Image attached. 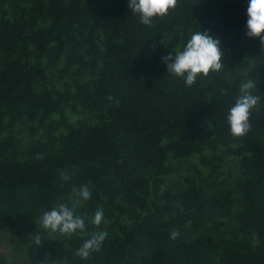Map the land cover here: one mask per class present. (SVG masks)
Returning a JSON list of instances; mask_svg holds the SVG:
<instances>
[{
	"label": "trees",
	"instance_id": "16d2710c",
	"mask_svg": "<svg viewBox=\"0 0 264 264\" xmlns=\"http://www.w3.org/2000/svg\"><path fill=\"white\" fill-rule=\"evenodd\" d=\"M247 6L177 0L144 25L128 0H0V264H264V45L246 35ZM198 29L225 66L187 86L162 58ZM248 78L261 105L234 136ZM61 203L84 231L40 224Z\"/></svg>",
	"mask_w": 264,
	"mask_h": 264
},
{
	"label": "clouds",
	"instance_id": "9594fccd",
	"mask_svg": "<svg viewBox=\"0 0 264 264\" xmlns=\"http://www.w3.org/2000/svg\"><path fill=\"white\" fill-rule=\"evenodd\" d=\"M129 8L133 14H138L140 22L151 25L153 19L168 14L174 9L177 0H128ZM246 20V35L250 38L258 37L264 45V0H248ZM224 52L221 48V40L214 37L210 31L200 29L193 31L190 38L181 50L163 57L167 66V73L181 77L187 86L193 85L198 77H206L210 72H218L225 65L222 63ZM112 100L113 97H108ZM261 105V96L257 94L256 80L248 78L241 82L239 94L227 113V122L230 132L234 136H243L251 129L250 115L254 108ZM62 180L70 179L67 172H61ZM92 196L88 184L80 186L78 198L87 201ZM104 221V211L98 208L92 218V222L99 226ZM40 224L51 232L72 235L86 228L85 218L76 214L75 204L61 203L45 211L39 220ZM179 231L172 230L170 237L176 239ZM107 237L106 231H98L86 239L76 250L81 258H87L94 251H99ZM35 244L41 243L39 233L34 236Z\"/></svg>",
	"mask_w": 264,
	"mask_h": 264
},
{
	"label": "rangeland",
	"instance_id": "374dc122",
	"mask_svg": "<svg viewBox=\"0 0 264 264\" xmlns=\"http://www.w3.org/2000/svg\"><path fill=\"white\" fill-rule=\"evenodd\" d=\"M3 231L4 229L0 228V235L3 233ZM0 251L5 254H11L10 249H8L7 244L4 242V240L1 239V236H0Z\"/></svg>",
	"mask_w": 264,
	"mask_h": 264
}]
</instances>
